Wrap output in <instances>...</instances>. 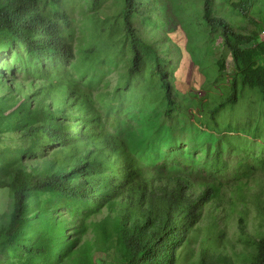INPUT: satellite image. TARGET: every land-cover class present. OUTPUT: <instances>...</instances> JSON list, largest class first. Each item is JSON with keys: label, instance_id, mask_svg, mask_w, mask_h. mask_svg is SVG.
Listing matches in <instances>:
<instances>
[{"label": "rangeland", "instance_id": "374dc122", "mask_svg": "<svg viewBox=\"0 0 264 264\" xmlns=\"http://www.w3.org/2000/svg\"><path fill=\"white\" fill-rule=\"evenodd\" d=\"M69 1L76 25V55L68 77L106 115L104 119L102 116L103 122L123 119L128 125L123 127V136L131 131L141 141L133 143L143 150L168 153L170 159L182 165L178 174L184 179L191 178L195 185L223 184L221 199L214 203L221 208L203 212L205 218L198 222L185 246L184 251L189 254L182 255L179 264H199L204 248L211 244L216 246L213 252L229 256L233 264H244L255 252L252 243L264 236V98L257 87H241L239 78V98L226 100L232 95L238 71L232 52L220 37V26L207 18L206 0H155V9L146 4L142 10L146 21L142 17L141 20L148 32L145 41L153 49L151 69L158 66L169 76L175 74L173 102L166 99V84L155 72L149 76H153L157 85H146L138 74L128 73L131 67L128 38L113 30L116 24L123 27L119 19L123 18L124 0ZM232 1L240 4L231 13L236 30L247 35L255 31L259 43L264 41V0H213L209 16L231 21L220 14ZM244 10L248 12L246 17ZM33 67L25 59L24 49L18 46L17 51L2 54L0 78L9 87L19 83L26 87L34 79L39 83ZM10 91L11 88H0L1 95ZM22 132L0 130V150L6 158H14L28 170L37 172L53 167L47 162L57 157L53 148L40 147L34 153ZM244 164L250 168L242 167ZM49 201L53 204L46 216L55 221L53 255L43 251V258L30 261L24 248L9 245L5 240L15 201L10 188H0V264L113 263L116 245L102 244L100 226L116 220L121 208L107 207L108 203L60 205L50 193L34 202L32 197L29 199L26 222H34L35 231L34 239L27 240L25 248L42 243L43 226L35 215L41 214ZM61 230L63 235L59 236ZM25 235H33V230L26 228ZM67 240L77 243L58 257L60 242Z\"/></svg>", "mask_w": 264, "mask_h": 264}, {"label": "trees", "instance_id": "16d2710c", "mask_svg": "<svg viewBox=\"0 0 264 264\" xmlns=\"http://www.w3.org/2000/svg\"><path fill=\"white\" fill-rule=\"evenodd\" d=\"M100 1L92 0V3ZM147 1L124 0L123 18L119 19L123 27L114 23L113 30L128 38L131 58L128 73L138 74L146 85H157L153 76H149L155 72L166 84V99L173 102L175 74L169 76L160 67L152 70L150 66L153 49L145 41L147 26L141 17L146 21L142 10L146 4L155 9V0ZM212 2L205 1L207 18L220 26V37L232 52L238 71L232 95L226 100L239 98V78L241 87H257L264 98V41L259 43L255 31L247 35L234 27L231 13L236 12L239 3L232 1L221 9L220 15L228 16L229 21L209 16ZM70 4L69 0H0V60L3 53L17 51L21 46L25 59L33 63L40 79L39 83L34 79L26 87L22 83L9 87L0 78L1 90L11 88L10 93L0 94V130H21L34 153L40 147L51 146L57 155L47 161L53 167L37 172L28 170L14 158L7 159L0 150V188H10L15 201L5 240L9 245L24 248L30 261L43 258V251L53 255L55 221L52 216H46L52 201L46 203L41 214L35 215L43 226L42 243L25 248V242L34 239L35 231V223L26 222L29 199L32 197L34 202L50 193L60 205L108 203L107 207L121 208L116 220L100 226L102 244L116 245L112 264H179L182 255L189 254L184 249L198 222L205 218V213L221 208L214 203L221 199L223 184L195 185L191 178L184 179L178 174L182 165L170 159L168 153L143 150L133 143L141 141L131 131L123 136V127H128L123 119L114 123L109 119L108 125L103 122L102 116L104 119L106 115L68 77L76 55V25ZM243 14L248 16L247 10ZM252 43L256 46L250 47ZM221 66L226 68L224 63ZM10 108L14 109L8 114ZM144 146L149 145L144 143ZM242 167L250 168V165ZM26 228L32 229L33 235L26 236ZM58 235L62 236L63 230ZM76 243L60 242L58 257ZM252 245L255 252L244 264H264V236ZM215 247L211 244L204 248L199 264H233L229 256L217 250L213 252ZM83 249L84 246L80 247L81 253Z\"/></svg>", "mask_w": 264, "mask_h": 264}]
</instances>
